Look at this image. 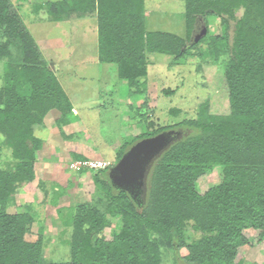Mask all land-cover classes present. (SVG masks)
Returning <instances> with one entry per match:
<instances>
[{
	"label": "trees",
	"instance_id": "trees-1",
	"mask_svg": "<svg viewBox=\"0 0 264 264\" xmlns=\"http://www.w3.org/2000/svg\"><path fill=\"white\" fill-rule=\"evenodd\" d=\"M184 4L187 39L146 30L144 0H59L47 5L55 22L97 18L99 61L117 65L132 98L147 92L148 54L198 57L196 50L206 43L210 56L224 69L230 104L228 115L211 114L204 104L195 120L178 124L191 133L154 163L142 203L112 187L108 177L112 167L94 173L90 202L61 206L63 193L56 191L60 196L52 203L69 253L54 261L45 258L43 237L35 242L26 239L33 216L10 209L21 185H32L36 179L43 141L35 127L43 125L52 111L65 120L74 106L11 1L0 0V62L5 65L0 146L11 153L14 163H0V264H162L165 251L183 246L190 264H244L240 249L250 245L251 238L263 245L264 0ZM209 16L220 19L221 35H210ZM203 28L207 35L196 43ZM12 48L20 52L21 63H14ZM175 128L147 132L135 141ZM130 144L125 143L119 161ZM76 159L84 161L81 155ZM217 167L223 172L220 184L199 193L198 181ZM112 218H120L122 227L109 232ZM188 230L196 235L189 244Z\"/></svg>",
	"mask_w": 264,
	"mask_h": 264
},
{
	"label": "rangeland",
	"instance_id": "rangeland-1",
	"mask_svg": "<svg viewBox=\"0 0 264 264\" xmlns=\"http://www.w3.org/2000/svg\"><path fill=\"white\" fill-rule=\"evenodd\" d=\"M10 1L74 106L65 120L60 121L61 115L52 111L44 118L43 125L35 127V135L43 141L35 163L36 179L32 185H21L10 209L11 213L33 216L26 239L35 242L43 237L45 258L59 261L66 258L69 250L62 243V220L52 203L60 196L57 197L56 191L63 193L59 199L61 206L92 201L94 173L118 164L125 143H131V148L141 141H135L136 137L174 126L173 130H182L183 137L188 136L191 131L179 128L178 124L195 120L204 104H208L211 114H230L229 88L223 67L210 56L205 43L196 50L198 57L186 55L179 59L148 54L147 92L132 98L127 83L119 78L117 65L102 64L96 58L99 31L93 27V21L72 18L52 26L55 21L45 3L57 0ZM146 2V30L187 39L184 0ZM38 4L44 6L37 9ZM242 14L240 11L239 17ZM208 20L210 35H221L220 19L209 16ZM46 40L57 41L58 45L52 48ZM11 51L14 63H21L20 52L15 48ZM4 66L0 62V88L4 85ZM1 142L0 135V145ZM10 154L0 146V163L14 165ZM78 155L97 168L77 169ZM82 170L86 171L82 173ZM222 177V169L215 168L198 181L197 191L207 192L220 184ZM28 206L32 209L28 210ZM112 223L109 232L121 229L120 218H112ZM195 237L188 230L186 243ZM187 255L186 246L169 249L164 252L162 264H190ZM239 257L244 259V264H264V243L256 245L251 238L250 245L240 249Z\"/></svg>",
	"mask_w": 264,
	"mask_h": 264
},
{
	"label": "water",
	"instance_id": "water-1",
	"mask_svg": "<svg viewBox=\"0 0 264 264\" xmlns=\"http://www.w3.org/2000/svg\"><path fill=\"white\" fill-rule=\"evenodd\" d=\"M206 35L207 29L203 28L199 35H196L195 42L198 43ZM183 135L182 130H170L137 142L109 171L108 177L112 187L126 192L135 203H142L151 167Z\"/></svg>",
	"mask_w": 264,
	"mask_h": 264
},
{
	"label": "crops",
	"instance_id": "crops-1",
	"mask_svg": "<svg viewBox=\"0 0 264 264\" xmlns=\"http://www.w3.org/2000/svg\"><path fill=\"white\" fill-rule=\"evenodd\" d=\"M57 1H59V0H57ZM57 1H53V2H57ZM145 1V7H147V2H146V0H144ZM13 3V2H12ZM50 3H52L51 1L50 2H48V3H45V4H50ZM44 6V5H43ZM43 6H41L40 7V4H38V6H37V9L38 8H42ZM48 12V11H47ZM34 14V13H33ZM75 19H78V18H75ZM87 20V21H89V20H91V21H93V27H97V29H98V20H97V18L96 17H87V18H81V20ZM66 21H68V19L67 20H63V21H59V22H52V26H55L56 24H59V23H62V22H66ZM99 31V30H98ZM50 42H52V43H50ZM57 41H47L46 40V43H49V45L50 46H52V48L54 47V46H57L58 45V43H56ZM97 42H98V46H97V49H98V51H97V59H98V61H99V38H98V40H97ZM100 62V61H99Z\"/></svg>",
	"mask_w": 264,
	"mask_h": 264
},
{
	"label": "built area",
	"instance_id": "built-area-1",
	"mask_svg": "<svg viewBox=\"0 0 264 264\" xmlns=\"http://www.w3.org/2000/svg\"><path fill=\"white\" fill-rule=\"evenodd\" d=\"M76 164H78V168L77 169H83V168H87V167H94L97 168V166L95 164H92L91 162H87V161H77ZM94 165V166H93ZM102 165V164H100ZM105 167V166H104Z\"/></svg>",
	"mask_w": 264,
	"mask_h": 264
}]
</instances>
